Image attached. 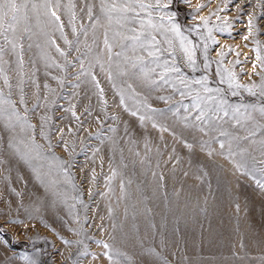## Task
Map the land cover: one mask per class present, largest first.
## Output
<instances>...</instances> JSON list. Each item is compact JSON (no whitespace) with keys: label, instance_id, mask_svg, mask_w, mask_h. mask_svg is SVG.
<instances>
[{"label":"rangeland","instance_id":"obj_1","mask_svg":"<svg viewBox=\"0 0 264 264\" xmlns=\"http://www.w3.org/2000/svg\"><path fill=\"white\" fill-rule=\"evenodd\" d=\"M45 2L0 35V264H264V0H161L185 96L102 0Z\"/></svg>","mask_w":264,"mask_h":264},{"label":"snow or ice","instance_id":"obj_2","mask_svg":"<svg viewBox=\"0 0 264 264\" xmlns=\"http://www.w3.org/2000/svg\"><path fill=\"white\" fill-rule=\"evenodd\" d=\"M31 6L32 9H37L38 5L36 3H31V0H0V35L5 36V40H8V37L5 35L6 32H12L16 33L18 25L21 22V19L24 21H27L29 19L27 10ZM167 5H161V0H155V4L153 3H146L145 0H112L110 6L106 5L104 3V0H102L101 3V10L105 13L109 23H111L113 19V13H119L120 19L117 20V23L121 25V27H125V24H121V20L128 22V23H134L137 24L138 27H128V32L132 33L131 36H125L124 34L120 32H116L114 39L119 38L121 40H131L133 43V50H139L140 52H146L148 57L152 58L153 63L156 64V68H162L163 72L159 73V78L161 81H163L165 84H169L168 79L164 75V73L168 72H174L177 74V80L181 85H183L185 88L189 89L188 92L180 91L181 96L185 95H192L191 92V84L187 81V78L181 75V69L176 66L175 57L172 51V40L167 37V32H172L176 36L181 37L180 45L184 52V55L186 57L187 63L189 67H192L194 69L195 67V51L194 48H189L186 46V38H183L180 33L179 26L175 23L165 25L163 23L165 17L160 16L158 21L153 20V12L161 10L162 7H166ZM45 8L49 7V3L45 2L44 4ZM86 9L89 15V18L92 17V6L86 5ZM146 14V18L144 15ZM51 16L54 17L56 20H59L60 17L57 15L55 11L51 12ZM171 19V17H169ZM205 23H207V20H205ZM251 26V21L249 22ZM24 31H27V28L24 29ZM155 33V34H154ZM157 35H163V43L166 44L168 47L163 48L161 47V40L157 38ZM247 39V37H245ZM12 44V47L15 48L16 44L13 41H8ZM67 43V41H66ZM104 47L109 53V59H111L112 49L113 45L109 43L108 38V32L107 30L104 32ZM121 47H126V45H121ZM57 51H60L59 47H57ZM3 52V49H0V53ZM60 54L63 56L65 55L64 52L60 51ZM165 54L172 56L173 60L170 64L168 60H163L161 62V57ZM117 56L122 55V53L117 52ZM127 59V58H126ZM137 60H140L141 63H143V57L138 56L136 57ZM257 59H261L259 56V50L257 49ZM21 64L23 61H20ZM132 67H137L136 63L134 62L132 64ZM207 67V65H205ZM2 71V69H0ZM141 71L144 74L145 79H148V72H144L143 69ZM149 72L155 73L156 69H149ZM111 78V77H109ZM156 81L153 80L152 83H155ZM5 83L7 84V77H5ZM192 83L199 84L203 86V92L209 93L212 91V89L208 88L205 84L204 79L195 80L192 81ZM47 87V84L44 85ZM129 88H132V85H128ZM171 87L174 89L176 88L175 84H171ZM179 90V89H177ZM251 91V89H249ZM2 95V94H0ZM160 99L164 100L165 97H160ZM213 99L210 96L204 97L201 96L200 93H196L194 96H192L193 100V107L198 108L201 101H207ZM21 102H23V97H21ZM123 103V100L121 101ZM238 111V109H237ZM260 112L264 114V107L260 109ZM75 115V113H73ZM133 115H136L135 112L132 113ZM203 109L200 108L199 114L196 116L197 120H200L204 117ZM227 115V113H225ZM144 117H141V120H143ZM156 125L154 124L153 127ZM31 127V125H30ZM190 147V146H189ZM221 148L224 147V144L221 143ZM259 183V181H258ZM261 187H264V185H261ZM105 247H108L105 245Z\"/></svg>","mask_w":264,"mask_h":264},{"label":"bare ground","instance_id":"obj_3","mask_svg":"<svg viewBox=\"0 0 264 264\" xmlns=\"http://www.w3.org/2000/svg\"><path fill=\"white\" fill-rule=\"evenodd\" d=\"M220 40H221V38H219ZM219 40V41H220ZM222 41V40H221ZM240 46V45H239ZM242 48V52H245L246 51V49H244V47L242 46L241 47ZM245 56H248V54L247 53H245ZM248 59V58H247ZM247 59H245L246 61H247ZM245 60H244V62H245ZM248 62V61H247ZM245 71L246 72H251V68H253L252 67V64L250 63V62H248V63H245Z\"/></svg>","mask_w":264,"mask_h":264}]
</instances>
